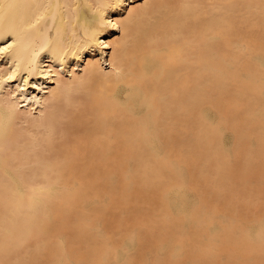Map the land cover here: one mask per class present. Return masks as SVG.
I'll use <instances>...</instances> for the list:
<instances>
[{
    "label": "bare ground",
    "instance_id": "1",
    "mask_svg": "<svg viewBox=\"0 0 264 264\" xmlns=\"http://www.w3.org/2000/svg\"><path fill=\"white\" fill-rule=\"evenodd\" d=\"M0 264H264V0H0Z\"/></svg>",
    "mask_w": 264,
    "mask_h": 264
}]
</instances>
